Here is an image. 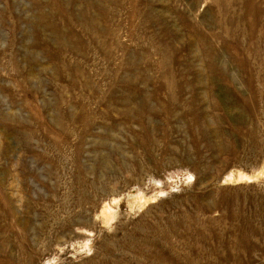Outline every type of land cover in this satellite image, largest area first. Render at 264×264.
Segmentation results:
<instances>
[{
  "label": "rangeland",
  "instance_id": "374dc122",
  "mask_svg": "<svg viewBox=\"0 0 264 264\" xmlns=\"http://www.w3.org/2000/svg\"><path fill=\"white\" fill-rule=\"evenodd\" d=\"M0 264H264V0H0Z\"/></svg>",
  "mask_w": 264,
  "mask_h": 264
}]
</instances>
